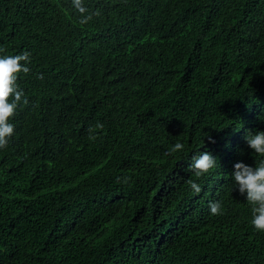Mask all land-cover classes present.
Segmentation results:
<instances>
[{"label":"trees","instance_id":"1","mask_svg":"<svg viewBox=\"0 0 264 264\" xmlns=\"http://www.w3.org/2000/svg\"><path fill=\"white\" fill-rule=\"evenodd\" d=\"M84 5L87 23L72 0H0V55L31 60L0 149V264H264L231 178L262 158L245 136L264 130V0ZM203 151L217 166L196 177Z\"/></svg>","mask_w":264,"mask_h":264},{"label":"clouds","instance_id":"2","mask_svg":"<svg viewBox=\"0 0 264 264\" xmlns=\"http://www.w3.org/2000/svg\"><path fill=\"white\" fill-rule=\"evenodd\" d=\"M72 6L81 14L80 23H87L92 18V14H87L88 9L84 5V0H72ZM96 15H99V12ZM30 62V53L28 52L0 55V149L8 146L14 134L15 126L11 122V118L14 117L18 106L21 102L28 103L17 80L18 74L29 73L28 64ZM259 119L264 120V115ZM209 139L211 140V137ZM245 140L248 147L262 158L255 164V167L243 161L236 162L231 178L241 195H244L246 201L252 206L250 223L254 230L264 232V130L249 131ZM183 147L182 143L177 142L169 151H181ZM217 161L218 158L211 152L203 151L192 157L188 170L193 172L196 177H200L215 168ZM189 183L195 193L201 192V186L195 180H191ZM209 210L213 215H220L222 214V205L219 201L210 202Z\"/></svg>","mask_w":264,"mask_h":264}]
</instances>
